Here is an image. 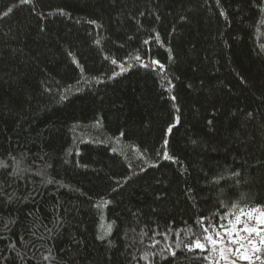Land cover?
<instances>
[{
  "label": "trees",
  "instance_id": "16d2710c",
  "mask_svg": "<svg viewBox=\"0 0 264 264\" xmlns=\"http://www.w3.org/2000/svg\"><path fill=\"white\" fill-rule=\"evenodd\" d=\"M255 209L264 0H0V264H207Z\"/></svg>",
  "mask_w": 264,
  "mask_h": 264
},
{
  "label": "snow or ice",
  "instance_id": "6c2138e0",
  "mask_svg": "<svg viewBox=\"0 0 264 264\" xmlns=\"http://www.w3.org/2000/svg\"><path fill=\"white\" fill-rule=\"evenodd\" d=\"M30 0H20V4L29 3ZM219 0H217V3ZM13 11L12 7H9L7 11L3 13L4 16H7ZM223 14V13H222ZM94 23V21H93ZM147 44L148 42L145 41ZM71 55V54H70ZM137 61L141 60V57H136ZM78 64L77 61L74 60ZM112 64H116V60L111 61ZM156 65L160 70H163L164 65L157 60H152L150 64H143V67H151ZM121 72L124 70V65L120 66ZM66 97L61 96V99ZM175 99V97H173ZM178 119V118H177ZM175 125L169 126L167 133H172L173 127ZM123 135V133H121ZM165 146H167V139L164 140ZM165 159H171L164 154ZM105 203H108L105 201ZM99 206V205H98ZM246 218L256 219L257 226L249 227L246 222ZM204 217L200 218L199 223L194 222V225L203 232L202 237L195 236L193 233V240L191 243H184L183 241L180 244H177L175 249L169 248L168 251L172 259L176 258V251H182L184 253H193L196 254L197 259L207 261V264H221V261L224 264H238V261H246L248 264H256L257 261H260L261 264H264V211H260L255 214V211H250L244 213L241 211L239 216L228 218L227 224H221L219 230L215 234L210 233V229L207 225H204ZM201 225H204L201 228ZM243 225V227H241ZM243 232L246 235L240 236V233ZM253 234H255L253 236ZM103 237H101L102 239ZM258 238V243H257ZM207 241L206 244L204 241ZM246 241V243H242ZM158 243V242H157ZM181 244L183 247H181ZM155 246V245H154ZM163 255V252L161 253ZM47 259V257H45Z\"/></svg>",
  "mask_w": 264,
  "mask_h": 264
},
{
  "label": "rangeland",
  "instance_id": "374dc122",
  "mask_svg": "<svg viewBox=\"0 0 264 264\" xmlns=\"http://www.w3.org/2000/svg\"><path fill=\"white\" fill-rule=\"evenodd\" d=\"M250 211H253V210H250ZM249 211V212H250ZM255 211V214H257L258 215V213L261 211V210H259V209H255L254 210ZM246 222L248 223V226L249 227H254V226H257V224H256V219H254V218H246ZM241 227H243V225H241ZM246 234L245 233H243V232H241L240 233V236H245ZM255 234H253V236H254ZM242 243H246V241H242ZM257 243H258V238H257ZM258 262V261H257ZM256 262V263H257ZM221 264H224V262L223 261H221ZM238 264H248V262H246V261H238Z\"/></svg>",
  "mask_w": 264,
  "mask_h": 264
}]
</instances>
